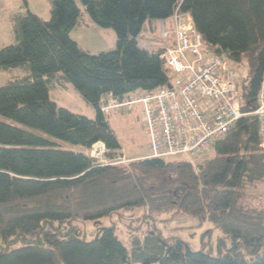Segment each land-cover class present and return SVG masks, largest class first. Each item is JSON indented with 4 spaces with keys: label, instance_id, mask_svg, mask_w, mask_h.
Masks as SVG:
<instances>
[{
    "label": "trees",
    "instance_id": "trees-1",
    "mask_svg": "<svg viewBox=\"0 0 264 264\" xmlns=\"http://www.w3.org/2000/svg\"><path fill=\"white\" fill-rule=\"evenodd\" d=\"M77 1L97 26L114 31L115 49L90 54L72 39L82 23ZM50 4L47 21L30 11L11 16L14 41L0 47V70L25 72L0 86V264H264V211L240 201L248 185L264 179L256 115L243 116L217 140L213 157L112 164L121 157V146L106 119L109 113L101 111L110 99L172 84L175 75L159 57L164 47L144 49L139 43L147 23L178 12L191 18L206 52L247 67L237 88L242 111L253 112L264 76V0ZM67 84L93 107L94 118L50 99L51 86ZM60 142L84 150L102 143V159L63 149ZM138 206L149 214L208 221L231 245L213 256L150 230L142 239L133 237L128 249L113 226L98 228L89 241L80 230L79 224Z\"/></svg>",
    "mask_w": 264,
    "mask_h": 264
},
{
    "label": "built area",
    "instance_id": "built-area-1",
    "mask_svg": "<svg viewBox=\"0 0 264 264\" xmlns=\"http://www.w3.org/2000/svg\"><path fill=\"white\" fill-rule=\"evenodd\" d=\"M176 13L172 16L173 45L159 55L175 75L172 84L153 92L127 94L122 101L103 106L101 111L107 113L115 106H140L141 122L149 138L146 158L205 156L247 115L259 118L264 149V76L257 107L253 112H243L237 63L206 52L192 21L182 20ZM160 36H169L163 22ZM120 162L123 161L114 160L112 164Z\"/></svg>",
    "mask_w": 264,
    "mask_h": 264
},
{
    "label": "rangeland",
    "instance_id": "rangeland-1",
    "mask_svg": "<svg viewBox=\"0 0 264 264\" xmlns=\"http://www.w3.org/2000/svg\"><path fill=\"white\" fill-rule=\"evenodd\" d=\"M77 4L83 13L82 23H80L81 26L71 32L72 39L90 54L115 49L116 35L114 31L97 26L84 11L79 1H77ZM50 10V0H27V5H24L22 0H0V47L14 41L9 22L11 16L25 14L27 11H30L38 15L42 20L47 21L51 16ZM176 14L182 20H191L188 16L181 15L178 12ZM172 25L173 17L165 22L164 27L171 26V29H173L174 26ZM145 26L146 29L141 35L145 37V39L144 37L142 39L144 41L147 40L148 45L155 43L156 38L160 40L159 32L161 29L158 21H152V23H147ZM152 35L156 36L153 43L151 41ZM147 44L142 41L139 43V46L147 49ZM237 65L241 75L239 79H242L246 76L248 69L243 64L237 63ZM23 75H25V72L21 69L0 70V86ZM49 96L58 106L67 108L77 114L94 118L95 112L93 107L87 104L70 84H67L64 88L58 85L51 86ZM116 101L122 100L110 99L107 105H111ZM115 107L109 110L111 112L106 115V119L109 121L110 127L120 143L123 156L120 160L124 162L123 164H127L129 158H141L148 154L149 138L140 122V106ZM60 144L63 149L83 151L102 159L101 153L103 149L100 144H96L91 150H84L80 146L66 142H60ZM207 155L213 157V149ZM180 158L187 157L180 156ZM167 181L168 179L165 180V182ZM240 201L245 208L264 211V179L248 185ZM79 226L88 241L93 239L98 228L113 226L115 227L117 237L128 249L132 247L131 240L133 237L142 239L145 233L150 230H157L163 238L181 239L188 243L193 250L204 249L207 252H211L213 256L225 252L231 245L230 240L223 232L208 221H200L197 217L188 214H173L171 212L149 214L145 206L123 210L111 217L87 221L79 224Z\"/></svg>",
    "mask_w": 264,
    "mask_h": 264
},
{
    "label": "crops",
    "instance_id": "crops-1",
    "mask_svg": "<svg viewBox=\"0 0 264 264\" xmlns=\"http://www.w3.org/2000/svg\"><path fill=\"white\" fill-rule=\"evenodd\" d=\"M166 21H168V20H166ZM166 21H160L159 22L160 23V29H161L162 22H163V25H164ZM165 29L171 31V26H169V27H167ZM154 38H156V36L155 35H152V37H151L152 43H153ZM140 42H142V41H140ZM143 42H145V44H147V40L146 41H143ZM173 42H174V36L171 35L168 40L167 39H161V38L159 40V39L156 38L155 43H153L151 45H148V44L147 45H148V49L156 50V49H159V48H162V47L165 48V47H168V46H172L173 45ZM139 117H140V115H139ZM129 159H136V157L129 158Z\"/></svg>",
    "mask_w": 264,
    "mask_h": 264
}]
</instances>
